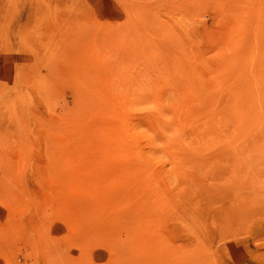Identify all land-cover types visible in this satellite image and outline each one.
Segmentation results:
<instances>
[{"label": "rangeland", "instance_id": "374dc122", "mask_svg": "<svg viewBox=\"0 0 264 264\" xmlns=\"http://www.w3.org/2000/svg\"><path fill=\"white\" fill-rule=\"evenodd\" d=\"M0 264H264V0H0Z\"/></svg>", "mask_w": 264, "mask_h": 264}, {"label": "bare ground", "instance_id": "6f19581e", "mask_svg": "<svg viewBox=\"0 0 264 264\" xmlns=\"http://www.w3.org/2000/svg\"><path fill=\"white\" fill-rule=\"evenodd\" d=\"M175 100H176V99H175ZM175 100H174V101H175ZM174 101H173V100H170V101H169L172 110L176 109V104H175L174 109H173V107H172V104L175 103ZM166 102H167V101H166ZM166 102H165V104H164V103H163V104L166 105ZM172 102H173V103H172ZM167 103H168V102H167ZM171 103H172V104H171ZM164 105H162V107H164ZM170 105L168 106L169 108H170ZM173 105H174V104H173ZM160 106H161V105H160ZM159 109H160V108H159ZM165 109H166V107H165ZM178 109H179V107H177V110H178ZM160 110H161V109H160ZM160 110H158V111H160ZM162 110H163V111H166V110H164V109H162ZM169 110H170V109H169ZM163 111H160L161 114H163V113H162ZM180 111H182V110H180ZM170 112H171V113H170ZM170 112H169V113H170L169 115H173V112H175V110H174L173 112L170 110ZM158 113H159V112H158ZM158 113H157V114H158ZM167 113H168V112H167ZM167 113L164 112L165 117L163 116L164 114L161 115V116H163V118H164L163 121L165 120V121H169V122L171 121V122H172L173 120H171V116H169ZM178 113H180V115H181V112H178ZM157 114H156V115H157ZM175 114H176V113H174V115H175ZM156 115H155V116H156ZM159 115H160V113H159ZM167 115H168L170 118H168V117L166 118ZM174 115H173V116H174ZM173 116H172V117H173ZM174 117H175V116H174ZM160 118H162V117L157 116V121H158L157 124H158L159 127H160L159 130H160L161 132H163L162 135H165V133H167V136H168V134H169L168 132H169V131L167 132L166 130L168 129L169 124H168V126H167V124H165L166 122L164 123L163 121H159ZM165 118H166L167 120H166ZM169 119H170V120H169ZM172 119H173V118H172ZM175 119H176V118H175ZM177 119H179V118H177ZM212 120H213V124H212L211 127H213L214 129H218V125H219V123H220L222 120L219 119L218 116H215ZM176 121H177V123L180 122V121H178V120H176ZM173 124H175V123H173ZM170 125L173 126L172 124H170ZM178 125L181 126V122H180ZM166 126H167V129L165 130V127H166ZM169 129H170V127H169ZM174 129H175V128H174ZM174 129H171V133H172V134L175 133V132L177 131V129H176V130H174ZM178 129H179V128H178ZM164 130H165V132H164ZM173 130H174V132H173ZM161 132H160V133H161ZM171 133H170V134H171ZM172 134H171V135H172ZM166 147H167V143H166ZM168 147H170V146L168 145Z\"/></svg>", "mask_w": 264, "mask_h": 264}]
</instances>
